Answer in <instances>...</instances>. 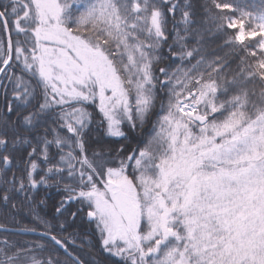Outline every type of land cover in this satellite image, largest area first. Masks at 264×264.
Instances as JSON below:
<instances>
[{"label":"snow or ice","instance_id":"6c2138e0","mask_svg":"<svg viewBox=\"0 0 264 264\" xmlns=\"http://www.w3.org/2000/svg\"><path fill=\"white\" fill-rule=\"evenodd\" d=\"M206 33L223 55L202 54ZM163 45L174 69L157 67ZM0 76L19 101L0 113L5 203L26 187L62 190L56 213L86 209L107 264H264V0H0ZM90 104L108 137L151 128L113 148L92 138ZM24 145L27 185L7 178L9 147ZM33 215L66 258L4 238L0 264H86L68 245L91 251L87 232L61 239Z\"/></svg>","mask_w":264,"mask_h":264},{"label":"trees","instance_id":"16d2710c","mask_svg":"<svg viewBox=\"0 0 264 264\" xmlns=\"http://www.w3.org/2000/svg\"><path fill=\"white\" fill-rule=\"evenodd\" d=\"M199 2L203 3V0H199ZM237 2L246 5L249 10H255L260 7L262 0H237ZM214 11L218 10L214 9ZM202 14L203 13L201 12L200 15ZM176 20H179V15H177ZM168 28L170 31L173 28V21L171 18L169 19ZM168 43H172L171 37L169 38ZM222 43V38H218L213 33H206L204 37V51L202 54L205 55L209 60L212 59L214 55H223L226 49L219 47V45ZM189 46L193 47L198 45H195V42H191ZM162 47L164 49L165 58L162 64L158 65L157 67L166 66L170 69H174L177 64H179V61L171 58L167 51L168 45H163ZM193 63H195V61H193ZM234 67L235 65L233 64V68ZM13 71L19 73V68H10L6 75H10ZM156 75L159 76V73L157 72ZM0 79H3V77L1 76ZM8 104H11L13 108H16L19 104V101L13 100L10 90L7 92V94H5V91L0 89V113L6 111V105ZM88 110L92 113V138L100 139L113 148L126 146L131 149L137 147L138 143L146 138L147 132L151 128V125H149L143 134H140L138 130L136 133H132V135H130L127 140H124L123 138L108 137L106 135V122L102 123V114L99 113L98 108L95 105L90 104L88 105ZM157 111L159 112V101L157 102ZM160 114L163 115V113ZM155 119L156 117H153V121ZM121 128L127 132V122L122 123ZM9 136H11L10 132ZM0 151H3V149H0ZM29 151H31V149L27 145L18 146L16 149H12L11 146L9 147V152L7 154L12 156L14 159L12 164L7 166L8 169H10V171L7 173V178H11L12 173L15 172L18 178L24 177L25 184L27 185L28 182L25 169L27 168V153ZM34 159L41 169L45 167V165L42 163V159L39 156L35 157ZM2 167H4V165L0 163V168ZM4 187L5 185L0 184V194H2ZM62 199H64L62 190H58L54 186L45 187L44 185H38L34 189H29L26 187L24 192L14 193L12 201L9 203H5L2 199H0V228L20 230L22 228L35 227V233L44 232L45 227L37 223L35 216L33 215L34 209L40 217L52 225L51 231L53 234L57 235L58 238L63 239L64 237L75 236L77 234L83 236V234L87 232L91 237L94 248L91 251L86 248L83 252H81L79 248L69 244V251L79 255L81 259L86 262V264H107L106 254L103 253L99 248L98 234L96 233L94 224L89 223L86 218V209L85 211H78L82 206L77 201H73L71 203L65 204L62 214H57L55 209L56 207L60 206ZM13 203L16 205L15 208L12 207ZM73 212L77 213L75 220H73L71 215ZM61 224L64 225L63 229H61ZM4 238L19 241L21 243L44 245L47 248V251L40 252L38 250V256L41 259H46L49 256H52L53 258L58 257L61 260L66 258L65 253L59 247L54 245L46 237L40 235L0 231V240ZM77 243H79V241H77Z\"/></svg>","mask_w":264,"mask_h":264},{"label":"water","instance_id":"95a60500","mask_svg":"<svg viewBox=\"0 0 264 264\" xmlns=\"http://www.w3.org/2000/svg\"><path fill=\"white\" fill-rule=\"evenodd\" d=\"M88 220V218H87ZM0 231H9V232H16V233H22V234H34V235H40V233H35V232H24V231H20V230H11V229H6V228H0ZM41 236V235H40Z\"/></svg>","mask_w":264,"mask_h":264},{"label":"flooded vegetation","instance_id":"af4514ba","mask_svg":"<svg viewBox=\"0 0 264 264\" xmlns=\"http://www.w3.org/2000/svg\"><path fill=\"white\" fill-rule=\"evenodd\" d=\"M63 251V250H62ZM64 252V251H63Z\"/></svg>","mask_w":264,"mask_h":264}]
</instances>
